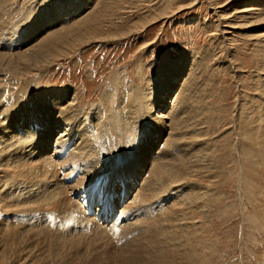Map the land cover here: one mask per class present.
Wrapping results in <instances>:
<instances>
[{
  "label": "rangeland",
  "instance_id": "374dc122",
  "mask_svg": "<svg viewBox=\"0 0 264 264\" xmlns=\"http://www.w3.org/2000/svg\"><path fill=\"white\" fill-rule=\"evenodd\" d=\"M71 1L39 0L34 6V0H0V55L4 60L25 56L26 48L48 32L58 34L57 29L63 25L67 28L85 22L98 13V20L101 18L96 28L89 30L96 41L78 45L32 74L25 70L22 74L9 73L5 82L11 83L12 92L8 95L14 101H23L17 104L18 110L28 100L45 104L40 117H58L61 108L54 100L53 90L57 89L53 88L74 89L80 110L96 111L98 105L103 113L118 111L124 127L142 125L140 141L132 146L121 144L111 158H123L124 168L144 170L155 167L156 156L160 155L159 163L167 164V172L162 175L172 181V189L186 195L196 193V199H201V205L194 206L198 217L195 220H199L196 230L183 237L185 264H264V0H90L83 10L73 4L81 0L72 1L73 5ZM63 2L66 4H60ZM51 4L55 7L48 12L50 22L41 24L36 16ZM60 5L67 8L59 11ZM35 10L38 13L34 14ZM64 15H71V19H63ZM144 20L149 23L143 27L140 22ZM136 22L138 25L133 26ZM39 28L41 36L33 41L31 32ZM130 29L132 32H127ZM121 31L125 35L112 36ZM106 36L112 37L100 40ZM35 81L37 85H32ZM189 82L193 94L187 91L185 102L189 109V103L193 105L199 95L203 115L192 119L184 115L187 122L182 128L173 122L171 145L175 150L170 154L161 150L170 128L157 124L154 114L161 110L168 116L170 102ZM30 87H40V95L30 98ZM169 88L171 92L164 94ZM74 90L66 94L64 103ZM42 92L52 100L47 105ZM27 109L30 110H24L25 116L16 115L18 110L11 111L10 121L3 127L11 132L25 123L40 124L31 119L37 110ZM99 113H87L82 120L86 118L88 123L95 118L102 123L106 118ZM137 113L148 123L131 119ZM164 120L165 125L170 123ZM62 130L57 128L52 138ZM9 134L0 132V136ZM196 143L203 144V148ZM67 145L64 148L70 149ZM187 146L190 152L185 150ZM53 151L50 144L42 152L50 155ZM128 152L142 156L124 158ZM78 176L79 173L74 179ZM140 180H136L128 200L140 187ZM100 185L99 180L97 185L87 180L82 187L85 198L89 199L90 191ZM53 187L59 190L58 185ZM94 206L87 203V210ZM192 210L191 207V214ZM116 211L126 214L119 208ZM2 214L0 210V260L2 254L9 256L20 248V257L12 264H120L126 256L125 248L129 249L125 251L127 255L159 256L145 231L149 228L146 223L128 227L136 230L130 236L118 229L103 230L105 241L89 244L97 233L100 237L96 228L101 227L96 225L89 232H62L58 226L13 223L8 213ZM22 218L27 217L20 215L18 219ZM95 218L98 220L97 215ZM123 220L121 224L128 221Z\"/></svg>",
  "mask_w": 264,
  "mask_h": 264
},
{
  "label": "bare ground",
  "instance_id": "6f19581e",
  "mask_svg": "<svg viewBox=\"0 0 264 264\" xmlns=\"http://www.w3.org/2000/svg\"><path fill=\"white\" fill-rule=\"evenodd\" d=\"M34 1L36 3H34V6H37L39 0ZM86 2H90V0H81L73 4H77L76 6L80 10H83L87 8ZM60 4L66 3L63 2ZM54 7L55 5H52V7L47 6L43 12L41 10L42 13L40 14L38 10H35L34 14L35 12L38 13L36 16L37 20H40L41 24L49 23L48 12L54 9ZM39 8L41 9V7ZM57 8L59 11L64 10L67 8V5H60ZM28 9L30 10V6ZM98 14L84 20L85 22L68 25L69 27L67 28H63L64 25L61 26L57 29L60 32L54 36H52L51 32L46 33L31 48H26L23 51L27 52L25 56L19 57L16 60H4V56L0 55V126L3 127L10 121L11 111H14V109L18 110L17 104L21 105L23 102L18 100L14 101V97L11 98L8 95V92L11 90V83L5 81L9 80V73L16 71L22 74L23 70L27 73H31L33 70L39 71V68L44 63L47 62L49 64L56 57L70 53L78 45L96 41L97 37L89 30L96 28L101 19L98 20ZM67 18L71 19V15L63 16V19ZM262 20H264V16ZM64 21L65 23L67 22L66 20ZM140 23L144 27L149 23V20H144ZM136 25H138L137 22L133 26ZM133 26L132 29H134ZM132 29L127 32H132ZM40 32L41 28L31 32L30 37L35 38ZM119 35H125L124 31L113 34L112 36ZM112 36L102 37L100 40H107ZM23 66H25L24 69H22ZM180 66L183 69V65ZM2 75L5 76L2 77ZM32 85H37V82L35 81ZM31 87L27 91V94L30 98L34 99V97L40 95L37 92L41 91L40 87L42 86L37 87V90ZM53 89H57L53 90L52 95L61 108L58 117H40L39 115L45 104L38 105L39 102L36 101L35 104L29 103L27 100L24 101L25 105L23 104L24 106L16 111V115L25 116L24 110L33 108V111L37 110V113L31 119L39 121L40 124L35 125L32 122L25 123L28 126H22L20 129H14L11 132L4 127L0 131L7 134L10 133L7 137L0 136L1 212L3 214L8 213L9 215L5 216L9 217V220H12L13 223H24L34 227L43 225L46 228L58 226L62 232H69L70 230L89 232V230L96 228L97 225V227H101L96 228L101 233L100 237L97 233L88 242L89 244H97L100 240L102 242L105 241L103 237L106 231L104 232L103 230H107L108 232L112 228L108 227L107 222L101 224L94 216H90L87 213V203H91L94 197H98L110 209L114 208L117 210L119 208L123 213L130 215L129 222H122L121 224L119 220V223L114 226L115 229L122 230L126 236H130L136 231L128 227L137 228L142 226V223L148 224L149 228L145 229V231L149 236L150 242L159 251V256L155 259L140 253L127 255L128 252L125 251L129 249L125 248L123 252L126 256L122 258L123 261L120 264H185L183 237L188 236L189 233L196 230L194 228L196 226L195 223L199 220H195L198 217L194 215L196 213L194 206L196 204L201 205V199H196V193L186 195L179 189H172V181L167 176L162 175L164 172H167V164L166 161L159 163L160 155L156 156L157 163L155 167L149 169L144 168V170L134 167L124 168L126 165L123 166L122 164L123 158H118L116 160L117 162L115 158H111V154L121 144L126 143L127 146H132L140 141L139 132L142 129V125L138 126L135 124L124 127V124L121 122L122 115L118 111L113 109L107 113H103L98 105L96 106V111L84 112L77 105V92L74 89H63L62 91L55 87ZM72 90H74L72 97H69L70 99L67 100V103H64L66 94L72 92ZM187 91L189 94H193L191 82L185 83L176 95V99L170 102L172 108L168 116L165 115L166 113L163 115L164 112L161 110L154 114L157 124L164 123V128H170L169 135L164 142V148L161 149L170 154H173L175 150L173 145H171L173 122L181 125L179 128H182L184 123L187 122L184 117L189 116L192 119L193 117L203 115L201 114L202 110L199 105V95L197 96L199 99H194L196 101L193 102V105H191L192 102L189 103L188 109V101L185 102V100H188L186 99L188 96H185L188 95V93L186 94ZM62 92L64 93L61 94ZM169 92H171V88L166 90L164 94ZM42 97H47L46 105L52 101L47 96V93L42 94ZM87 113L93 115L94 113H99L106 119L102 123L96 122L95 118L91 115L94 118L93 122L86 123V118L82 120V117L87 116ZM165 118L170 121L167 125H165V121H167L164 120ZM183 118L184 120L182 121ZM131 119H137L141 124L148 123L146 118H143L139 113L131 115ZM57 128H63V130L53 139L52 133ZM93 128H96V130ZM50 144L53 145L54 151L50 155H45L42 151L45 147L50 146ZM67 144H70V149L68 147L66 149L64 148ZM201 145L203 144L197 146L203 148ZM67 150L69 151L67 152ZM185 150L190 152L191 148L187 146ZM134 154L137 158L142 156V153L128 152L124 158L134 160L136 159ZM151 164L154 165V162ZM31 173H33L32 176H30ZM78 173L79 176L74 179ZM96 175H99L98 178L93 180ZM139 176H141L140 187L136 191H133V197L128 200L129 194L137 184L136 180L140 179L138 178ZM89 179H91L94 185H97V180H99L101 185L100 187L93 188L90 191V198L86 199L82 187ZM54 184L58 185L59 190L53 187ZM125 199L127 201H124ZM183 206L186 207L184 211ZM191 207L193 208L192 214L189 212ZM101 209L102 207L100 205L96 207V211H100ZM20 215L26 216L27 218L18 219ZM27 219L28 221H26ZM192 220L195 221L191 222ZM100 229H102V232ZM105 245L106 243L104 242L102 247ZM137 246H140V244ZM18 250L9 256L2 254L0 264H12L19 259L20 255L18 253L20 251ZM31 253L26 255L22 262H25Z\"/></svg>",
  "mask_w": 264,
  "mask_h": 264
}]
</instances>
